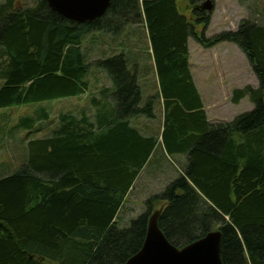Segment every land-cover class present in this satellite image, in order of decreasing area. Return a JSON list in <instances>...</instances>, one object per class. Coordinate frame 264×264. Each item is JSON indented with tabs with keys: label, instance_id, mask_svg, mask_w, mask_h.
Instances as JSON below:
<instances>
[{
	"label": "trees",
	"instance_id": "trees-1",
	"mask_svg": "<svg viewBox=\"0 0 264 264\" xmlns=\"http://www.w3.org/2000/svg\"><path fill=\"white\" fill-rule=\"evenodd\" d=\"M0 1V110L85 95L92 66L115 86V109H97L92 120L60 115L58 129L32 139L26 163L0 180V264H126L144 244L152 205H162L159 228L173 246L220 230L224 264H264V26L243 20L237 31L208 38L211 16L199 0H190V16L181 15L182 0H112L102 18L84 24L47 0L19 9L16 0ZM139 26L165 102L160 140L170 158L184 154L188 163L148 199V212L119 228L126 198L157 149L138 128L141 117L155 121V102L142 104L127 56L126 30ZM102 32L119 35L122 50L89 64L84 47L86 56L97 51L90 34ZM190 38L205 49L229 43L243 50L260 87L234 95L249 96L252 112L207 123L189 69ZM41 112L38 119L48 120ZM35 125V118L19 122L31 131Z\"/></svg>",
	"mask_w": 264,
	"mask_h": 264
},
{
	"label": "rangeland",
	"instance_id": "rangeland-1",
	"mask_svg": "<svg viewBox=\"0 0 264 264\" xmlns=\"http://www.w3.org/2000/svg\"><path fill=\"white\" fill-rule=\"evenodd\" d=\"M35 1L36 0H16V8L19 9L23 7H30L34 4ZM182 1L188 3L187 7H190V0ZM203 1L205 0H199V2ZM216 1L218 7L214 15L213 23L206 35L208 38L215 37L216 35L224 31H237V26L240 25L242 20L253 22L258 26L264 25V0ZM1 3H3V1H0V4ZM225 17L227 20H225ZM253 18H255L254 21ZM143 32V26H139L138 28H135V31H133V29H129L128 33H126L130 34L131 39V46H129L128 48L130 49V51L127 56L132 67H135V64L140 65V68L137 69L140 72V86L141 90L143 89V91L146 93L150 90V88H152L151 83L153 82V78L150 74V70L151 68L153 69V64L152 54L149 51V41L148 38L146 39V35H144ZM139 34L142 36L141 39L138 38ZM194 42L195 41L192 40V46L195 45ZM97 43V47L99 49L93 52L92 55L88 53L86 56L88 47H84V54L88 61L87 63L89 64H94L96 60L103 58L104 49L103 46L100 45L99 39ZM95 46L96 45L94 44V49ZM237 50L238 49H236L235 45L228 43L220 44L213 49H207V51L202 54L200 53V51H195L194 47H192V60H196L198 65L200 64L199 62L201 61L202 56L207 57L208 62L219 61L220 76L223 75L224 78H226L228 73L227 63L229 61L236 60ZM93 68L95 67L92 66V69L88 77L86 78L89 86L88 91L85 95H82L75 106H71L68 99H60L43 104L23 105L0 110V180L14 173L17 168L26 163V160H28L29 156L28 143L30 141H33L32 139L39 140L49 138L51 134L58 129L60 115L75 114L78 118H81V115H84L91 118V120L96 116L97 111H95V109L93 108V104L99 98V95L107 88H109V86L107 82H105V74L103 72L94 70ZM199 68L202 74L206 71L205 67ZM194 71H196V68H194ZM208 72L210 74V68L208 69ZM214 74H217L215 70ZM252 76H254V74ZM2 85L3 83L0 82V88L2 87ZM109 95L110 92L107 93L108 97ZM144 101L142 102L141 99V102L145 107L147 99H145ZM102 104H104V101L101 102L99 106L101 107ZM81 106L85 107H83L84 109H82V111L80 112ZM219 110L221 116L223 115L224 117H227L228 110L226 108V105L222 106ZM41 111L46 112V114L48 115V120L40 121L38 119L41 116ZM156 114L157 117L154 122L146 119L145 117H141V127L139 128L146 136L147 132L144 130L146 126L154 127L156 130H160V128L162 127V114L160 113V111H157ZM23 118L36 119V125L32 131L19 127L20 119ZM35 130H37V132H35ZM158 140H160V135H158ZM160 144H162L161 140ZM165 162V164L163 163L164 165L158 164L161 163L160 160L159 162L154 163L156 166L153 167H157V169H153L150 171L149 174L151 178L146 181L142 180L139 184L136 183L137 185L135 184V186L127 196L126 202L122 208V211L120 212L118 218L119 228H128L130 226V222L133 219H136L139 216L143 215L146 211L148 212L150 210L146 205L148 199L152 198V196H155L156 194L162 193L166 186L174 179L173 176L175 170L177 167H180L177 161V157L166 158ZM160 169H165V172L160 171ZM161 206L162 205H152L151 214L157 212L159 208H161Z\"/></svg>",
	"mask_w": 264,
	"mask_h": 264
},
{
	"label": "crops",
	"instance_id": "crops-1",
	"mask_svg": "<svg viewBox=\"0 0 264 264\" xmlns=\"http://www.w3.org/2000/svg\"><path fill=\"white\" fill-rule=\"evenodd\" d=\"M216 4H217V1H216ZM216 4H215V6H216ZM217 7H218V4L216 6L214 13L211 16L210 26L213 23V19H214L215 12L217 11ZM181 12H182V14H181L182 16L183 15L188 16V13H189L188 11L182 10ZM225 20H227L226 17H225ZM254 20H255V18H253V21ZM228 21H229V19H228ZM226 23H228V22H226ZM135 28L136 27L132 28L133 31H135ZM129 29L130 28H128L126 30V32ZM206 35H207V33H206ZM118 36L119 35L115 36V35L110 34V33L105 34L103 32L90 34L91 39H93V42H92L93 44H94V39L95 40L99 39L101 44L103 45V49L105 47V50H103V54H104L103 58L108 57L111 54L119 53L122 50L121 48L118 47L119 46L118 45L119 39H117ZM134 36H135V32H134ZM192 40H194V39L190 38L188 40V47H189V54H190L189 69H190V73L192 76L193 83L195 85L197 93H198L200 100L202 102L203 111L206 114L207 123L209 125H216L219 123H231L237 117H239L243 114L252 112L255 109V105L253 104V102L251 101L249 96L242 98L240 101H236L235 95H234L235 92L242 91L249 86L254 88V89H259V87H260L259 81L256 78V76L255 75L252 76L253 70H252L251 64H250L246 54L244 52H242V50L237 45H235L236 49H238L236 51V54H237L236 60L229 61L227 63L228 73H227V77L224 78L223 75L220 76L219 61L208 62V58L202 56V59L199 62L200 64L198 65L196 60L195 61L192 60V47H194L195 51H197V52L200 51L201 54L204 53L205 51H207V49L202 47L195 40H194L195 45L192 46ZM148 41H149V38H148ZM129 46H131V45L129 44ZM149 49H150L149 50L150 53L152 54L153 69L151 68L150 74L152 75L153 82L151 83L152 88H150V90L148 92L145 93L143 91V89L141 90L140 81H139L140 72L137 70L138 68H140L139 67L140 65L135 64V67L131 66V70L135 71L137 74L136 83H137V87L139 88L140 93H141L142 102L145 99H147V102H149V100H153L155 102V105H154L155 111L156 110L160 111V113L162 114V121H163L164 103L165 102H164V100L161 96V92H160V80H159V76H158V72H157V66L155 63V59H154V56L152 53L150 41H149ZM216 63H218L219 65ZM199 67H205L206 71L202 74ZM194 68H196V71H194ZM209 68H210V74L208 72ZM214 70H215V72H217L216 75L214 74ZM145 75H147V74H145ZM104 78H105V82H107L109 88H107L104 92H102L99 95V98L96 100L97 102L96 101L94 102L93 108L95 109V111H97V109H102L103 107H106L108 104H110L111 107L113 109H115L114 102H113V93L115 91V86L113 85V81L109 78V76H107L105 74ZM109 92H110V95L108 97L107 93H109ZM225 96H226V102H225ZM81 97L82 96L75 97V98H69L68 99L69 104L71 106L72 105L75 106ZM143 98H145V99H143ZM236 98H237V96H236ZM103 101H104V104H102V106L100 107L99 104ZM225 105H226V108L228 110L227 117H224L223 115L221 116V113L219 110V109H221L222 106H225ZM83 107H85V106H81L80 112L82 111V109H84ZM102 110H101V112H102ZM139 127H141V126L139 125L138 128ZM144 130L147 132V136L142 133L144 135L145 139H156L157 140V146H156L157 149H156V153H153L149 157L148 161L145 164V167L143 168V170L138 175L135 184L136 183L139 184L140 181H142V180L146 181V180H149L151 178L150 174H149L150 171L153 170V169H151L149 171V167L151 165L156 166L154 163L159 162V160L161 163H158V164L163 165V162L165 164L164 158H166V157L170 158L171 157L167 154V151L165 150V147L163 146V144L160 145V140L158 142V135H160V137H161L162 128H160V130L158 129V130H155L153 132L150 129V127L146 126ZM174 156L177 157V161H178L180 167L176 168L173 178L179 176L182 172V168H186L187 163H188L186 155L174 154ZM158 172H159V170H158ZM135 184H134V186H135Z\"/></svg>",
	"mask_w": 264,
	"mask_h": 264
},
{
	"label": "water",
	"instance_id": "water-1",
	"mask_svg": "<svg viewBox=\"0 0 264 264\" xmlns=\"http://www.w3.org/2000/svg\"><path fill=\"white\" fill-rule=\"evenodd\" d=\"M112 0H47L49 7L77 23H92L102 18ZM205 14L214 9L212 0L198 6ZM162 210L148 221L147 234L141 250L126 264H224L222 260V232L212 231L183 248L173 246L159 228Z\"/></svg>",
	"mask_w": 264,
	"mask_h": 264
}]
</instances>
